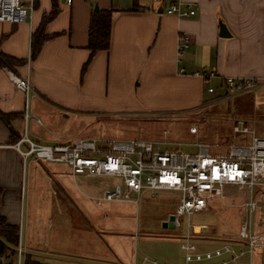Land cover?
<instances>
[{
	"label": "crops",
	"instance_id": "1",
	"mask_svg": "<svg viewBox=\"0 0 264 264\" xmlns=\"http://www.w3.org/2000/svg\"><path fill=\"white\" fill-rule=\"evenodd\" d=\"M20 1L32 9V18L20 25L0 23V51L27 61L14 72L0 68V110L5 114L24 115L25 111V94L16 88L14 76L29 80V112L40 120V109L50 106L98 109L109 114L183 113L203 104L205 86H213L211 81L221 85L226 78L253 79L258 88L264 87V0H185L196 3L197 15L182 19L163 13L154 0L152 4L148 0H72L71 5L66 0H56L59 12L44 28L45 34L52 37L34 60L32 37L52 12L54 0ZM170 3L166 0L164 8ZM96 6L113 11L111 46L108 52H98L82 74L90 57L88 29ZM221 24L229 38L220 37ZM183 34L191 36L192 43L178 57L177 43ZM203 71L215 73L216 78L206 82L196 76ZM23 121L24 118L16 119L10 126L0 122V215L13 224L21 223L20 215L11 216L7 204L18 205L27 199L26 172L28 177L39 174L42 180L48 176L51 186L56 184L64 191L67 186L60 179L63 175L52 171V165H42L34 158L26 163L12 148L14 138L21 136L15 125ZM30 123L33 127L43 126L42 121L38 124L30 120L27 126L25 123L28 135ZM46 138L45 144L54 143L51 136ZM67 176L75 178L68 172ZM38 184L30 181V191L35 186L38 189ZM56 193L53 188V194ZM40 202L44 204L45 200ZM50 207L47 211L36 210V216H44L53 226L63 214L53 213ZM22 235L21 231L20 243ZM47 242L52 243L51 238ZM29 247L34 253L83 258L72 257L71 251L61 249L58 242L53 248ZM72 250L76 247L72 246ZM75 252L84 253L79 249Z\"/></svg>",
	"mask_w": 264,
	"mask_h": 264
},
{
	"label": "rangeland",
	"instance_id": "2",
	"mask_svg": "<svg viewBox=\"0 0 264 264\" xmlns=\"http://www.w3.org/2000/svg\"><path fill=\"white\" fill-rule=\"evenodd\" d=\"M148 2L151 3V0ZM211 83L217 88L216 94L206 93L205 86L203 104L183 113L142 111L109 114L98 109L43 107L40 109L43 126L33 127L30 123L29 136L41 144H45L47 136H51L54 143H69L77 139L166 140L170 145H163V150L176 149L181 145L184 152L197 153L198 147L191 145L199 143L214 146L212 152H218L236 143L232 134L233 123L235 120H244L256 130L258 136L264 137V87L258 88L255 94L225 97L224 90L220 89L221 85L213 81ZM15 126L24 135L25 121ZM193 128L197 129L196 134L191 133ZM228 134L232 140L225 143L224 137ZM216 144L221 146L216 148ZM28 162L29 159L26 163ZM41 164L52 165V171L63 175L60 179L67 185L65 191L56 184L51 186L48 176L42 180L39 174L32 173L28 177L26 172L27 199H23L18 205L7 204V209L11 216L20 215L19 225L23 232L21 245L25 254H31L33 259L42 263L132 264L134 253H137L140 257L147 256L160 262L183 264L184 254L180 246L183 238L191 232L189 230L192 226L206 228L207 233L196 238L200 248L207 251L235 238L244 221L243 205L247 202V197L243 192L229 188L225 192L226 199L213 201L210 211L183 216L176 229H163L162 223L175 213L177 201L174 199L177 195L162 192L151 200L145 192L138 203H105L97 206L95 198L102 194L104 187L112 179L83 176L72 178L67 176V172L69 175L71 172L66 164H48L46 161ZM31 167V164L28 165L29 170ZM32 180L39 184L38 189L35 186L30 191ZM25 186L27 188L26 181L24 192ZM53 188L56 194H53ZM262 194L264 188L256 195V199L259 200ZM40 199L45 200L44 204ZM261 200V212H256L251 221L254 234L263 238L264 196ZM50 206L53 213L63 214L58 216L59 221L54 223V227L50 226V220L46 221L44 216H36V210L47 211ZM53 207H58V210ZM29 210L30 215H27ZM200 227H196V232L200 231ZM49 238L52 243L47 242ZM201 239H206L207 242H200ZM57 242L61 249L71 251L68 252L72 257L78 255L83 258L71 259L57 254L34 253L32 249H28L29 246L35 249L53 248ZM72 246L76 250H72ZM78 249L84 253L76 254Z\"/></svg>",
	"mask_w": 264,
	"mask_h": 264
},
{
	"label": "built area",
	"instance_id": "3",
	"mask_svg": "<svg viewBox=\"0 0 264 264\" xmlns=\"http://www.w3.org/2000/svg\"><path fill=\"white\" fill-rule=\"evenodd\" d=\"M95 3L97 0H90ZM163 13L182 18H193L197 15V5L191 1L171 0L166 8V0H154ZM68 5L72 0H66ZM32 18V9L20 0H0V23L15 25L25 24ZM192 43V37L183 34L177 43V54L181 57ZM183 72V71H182ZM196 76L209 82L216 78L215 73L203 71ZM16 88L25 94L26 104L24 121L30 120L41 124L29 112L32 91L27 78L14 76ZM259 84L253 79L226 78L220 89L225 97L255 93ZM217 88L209 86L208 94H215ZM192 134L197 129H191ZM232 134L235 144L225 149L212 152L214 146L193 144L197 153H187L178 145L176 149L163 150V145H170L166 140H97L77 139L69 143L41 144L32 140L25 130L22 138L12 148L24 159L46 161L51 164H66L73 177H95L112 179L106 184L102 194L95 198L97 206L105 203L131 202L138 203L143 193L154 200L158 193L177 195L174 216L176 228L180 218L193 213L211 210V203L216 199L225 200L226 190L233 188L244 193V221L238 235L228 239L214 250L204 251L197 244L198 236L192 226L183 238L181 250L184 254L183 264H264V237L254 234L252 216L261 212L262 194L259 200L256 195L264 188V137L245 121H235ZM23 146L26 148L23 149ZM221 145L216 144V148ZM120 182V183H119ZM200 227V226H199ZM201 228V227H200ZM200 242H207L201 239ZM25 249L19 244L15 254L2 259L0 264H25ZM132 264H172L160 262L147 256L140 257L134 253Z\"/></svg>",
	"mask_w": 264,
	"mask_h": 264
},
{
	"label": "trees",
	"instance_id": "4",
	"mask_svg": "<svg viewBox=\"0 0 264 264\" xmlns=\"http://www.w3.org/2000/svg\"><path fill=\"white\" fill-rule=\"evenodd\" d=\"M58 6L56 0L53 2L52 12L46 16L43 20L40 28L33 34L31 43V60L37 58L43 44L51 37L45 34L44 28L47 22L52 20L58 14ZM112 14L111 10L93 11L89 29H88V50L90 51V57L87 63L82 69L84 74L91 61L98 52H108L111 46V30H112ZM27 64L26 60H20L10 57L0 51V68L15 70L16 67H22ZM14 72V71H13ZM222 85V84H221ZM207 93V88H206ZM216 94V93H215ZM214 95V94H212ZM24 115L21 114H5L0 110V122L10 126L11 122L16 119H23ZM23 135L14 138V143H17ZM232 140L231 135L224 137L225 143H230ZM98 179L95 177H90ZM2 190H0V202H1ZM202 235V234H200ZM21 228L19 224H13L8 221L5 216L0 215V262L2 259H8L12 257L20 244ZM25 264H46L40 262L38 259H33L32 255L26 256Z\"/></svg>",
	"mask_w": 264,
	"mask_h": 264
},
{
	"label": "water",
	"instance_id": "5",
	"mask_svg": "<svg viewBox=\"0 0 264 264\" xmlns=\"http://www.w3.org/2000/svg\"><path fill=\"white\" fill-rule=\"evenodd\" d=\"M94 11H95V12L98 11V6H96V7L94 8ZM229 36H230V35H229L227 29L225 28V26H223V27L221 28L220 37H222V38H229ZM175 221H176V217H175L174 215H170L169 218H168V220H167V221H164V222L162 223V228H163V229H171V230L176 229ZM195 233H196V232H195ZM199 233H201V228H200Z\"/></svg>",
	"mask_w": 264,
	"mask_h": 264
},
{
	"label": "bare ground",
	"instance_id": "6",
	"mask_svg": "<svg viewBox=\"0 0 264 264\" xmlns=\"http://www.w3.org/2000/svg\"><path fill=\"white\" fill-rule=\"evenodd\" d=\"M196 227H197V226H195V228H194V231H195V232H196ZM201 231H202V233L206 232V228H201ZM196 233H199V232H196ZM204 234H206V233H204Z\"/></svg>",
	"mask_w": 264,
	"mask_h": 264
}]
</instances>
